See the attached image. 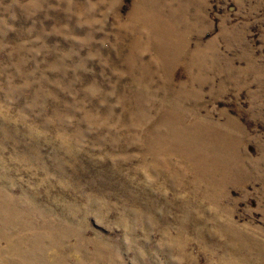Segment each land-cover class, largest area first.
Returning <instances> with one entry per match:
<instances>
[{"label": "rangeland", "instance_id": "obj_1", "mask_svg": "<svg viewBox=\"0 0 264 264\" xmlns=\"http://www.w3.org/2000/svg\"><path fill=\"white\" fill-rule=\"evenodd\" d=\"M0 264H264V0H0Z\"/></svg>", "mask_w": 264, "mask_h": 264}]
</instances>
